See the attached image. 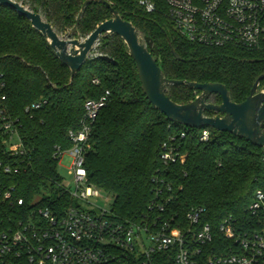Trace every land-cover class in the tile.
<instances>
[{"label": "trees", "instance_id": "obj_1", "mask_svg": "<svg viewBox=\"0 0 264 264\" xmlns=\"http://www.w3.org/2000/svg\"><path fill=\"white\" fill-rule=\"evenodd\" d=\"M15 1L33 11L39 9L64 34L75 26L87 0ZM104 1L154 41L159 50L156 61L168 79L222 84L233 102L242 103L264 74V45L258 51H245L191 44L176 32L166 0H153V14L144 12L141 0ZM111 18L105 5L90 4L78 35L87 38ZM260 90H264V81ZM106 92L111 96L93 125L85 166L89 184L112 197L116 220L144 225L155 219L162 223L174 219L175 225L181 222L185 226L190 210L204 208L202 221L214 229L219 247L231 244L218 231L223 220L231 218L244 233L254 228L256 221L249 207L256 192H264V149L211 129L209 139L202 141L204 129L171 122L143 94L135 63L118 36L102 39L71 83L70 69L30 21L0 6V98L6 97L10 116L19 120L30 160L19 175L0 172L8 185L17 187L16 197L24 202L23 206H0V230L26 222L34 210L50 208L62 214L73 203L63 190L55 150L57 146L64 151L72 147L69 133L81 128L87 101L99 100ZM168 96L178 104L196 98L193 90L179 85L170 86ZM42 101L47 104L41 109L26 111ZM210 101L221 103L218 96ZM165 147L174 149L176 163H164ZM162 188L166 194L159 197Z\"/></svg>", "mask_w": 264, "mask_h": 264}, {"label": "built area", "instance_id": "obj_2", "mask_svg": "<svg viewBox=\"0 0 264 264\" xmlns=\"http://www.w3.org/2000/svg\"><path fill=\"white\" fill-rule=\"evenodd\" d=\"M168 17L176 32L187 42L210 48L234 47L258 51L264 45V0H166ZM147 14L156 12L153 0H141ZM99 45V43H98ZM98 56V54H96ZM98 84V81H94ZM110 92L85 105V118L78 131H70L72 147H56L55 158L66 162L73 184L62 187L73 200L62 214L50 208L34 210L26 222L0 230V264H264V192L258 191L249 207L256 225L241 232L231 218L219 225V233L231 242L215 245V232L202 221L204 208H194L185 226L175 220L152 223H122L112 210L93 203L110 197L89 184L86 154L91 149L90 137L100 112L107 106ZM46 101L26 111L39 110ZM19 120L10 116L6 97L0 98V172L19 175L27 169V148L20 133ZM210 129L202 132V141ZM166 164L178 161L173 148L165 147ZM30 163V162H29ZM0 176V206H23L17 198V187L8 185ZM170 191V188L167 189ZM164 188L157 195L164 197ZM108 201V197L106 198ZM164 207L160 211L164 212ZM182 225V226H181ZM149 241V245L147 244Z\"/></svg>", "mask_w": 264, "mask_h": 264}, {"label": "water", "instance_id": "obj_3", "mask_svg": "<svg viewBox=\"0 0 264 264\" xmlns=\"http://www.w3.org/2000/svg\"><path fill=\"white\" fill-rule=\"evenodd\" d=\"M94 2L105 5L112 18L100 24L87 38H82L78 35V28L87 7ZM0 6L10 8L30 21L32 28L48 42L61 63L70 69L71 83L93 56L98 43L102 39L108 40L118 36L125 43L135 63L143 94L149 103L171 122L188 129H211L228 133L264 149V90H260L264 74L257 79L248 98L242 103H235L227 87L222 84H199L166 78L156 61L159 50L154 41L143 36L131 22L124 20L104 0H87L81 8L75 26L64 34L58 33L54 26L44 19L39 9L33 11L15 0H0ZM174 56L182 60L175 52ZM100 58L117 65V62L107 56L100 55ZM173 85L187 86L193 90L196 94L195 100L187 104L174 102L168 96V89ZM212 96L220 97L221 103H211ZM209 113L213 116H207Z\"/></svg>", "mask_w": 264, "mask_h": 264}, {"label": "rangeland", "instance_id": "obj_4", "mask_svg": "<svg viewBox=\"0 0 264 264\" xmlns=\"http://www.w3.org/2000/svg\"><path fill=\"white\" fill-rule=\"evenodd\" d=\"M59 173L62 176L64 182L66 184H73V175L70 174V171L68 169V166L66 164V162H60V165L58 167ZM108 197V201L106 200V198ZM112 197L107 196V195H103L102 197L99 198L98 200H94L93 203H95L96 205L100 206V207H104L108 210H110L111 206H112ZM147 244L149 245V241H147Z\"/></svg>", "mask_w": 264, "mask_h": 264}, {"label": "flooded vegetation", "instance_id": "obj_5", "mask_svg": "<svg viewBox=\"0 0 264 264\" xmlns=\"http://www.w3.org/2000/svg\"><path fill=\"white\" fill-rule=\"evenodd\" d=\"M212 97H213V96H212ZM212 97H211V98H212ZM210 100H211V99H210ZM210 102H211V101H210ZM211 103H213V104H220V103H214V102H211Z\"/></svg>", "mask_w": 264, "mask_h": 264}]
</instances>
